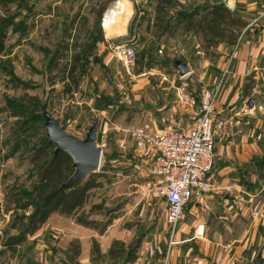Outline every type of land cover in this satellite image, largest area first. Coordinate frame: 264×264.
Masks as SVG:
<instances>
[{
	"label": "rangeland",
	"instance_id": "1",
	"mask_svg": "<svg viewBox=\"0 0 264 264\" xmlns=\"http://www.w3.org/2000/svg\"><path fill=\"white\" fill-rule=\"evenodd\" d=\"M116 1L17 0L7 11L9 29L6 50L0 55V233L3 235L12 216L20 212L16 198L30 194L32 185L38 180L39 170L47 160L32 163L40 148L48 144L41 109L42 104L47 102L48 111L57 125L77 139H84L89 126L99 118L98 144L103 155L101 168L96 174L102 176L99 180L103 186L91 191L87 210L92 205L103 203L107 211L96 218L101 222L112 218L107 231L115 227L125 233L129 240L121 242L126 250L138 241H151L162 233V237H172L165 202L152 197L149 169L153 155L148 150H137L131 132L144 127L157 135L151 130L152 124L146 118V111L161 109L167 104L177 105L174 88L170 90L172 84L186 88L184 93L188 98L183 101L177 90L180 104L192 103V93L195 99L192 104L198 108L200 90L207 87L216 91L220 84L229 79L231 67L223 64V72H228L225 76L224 73L217 76L219 80L214 82L216 71L222 63V53L219 49L206 48L201 33L189 30L188 25L178 19L183 8L192 12L198 7L210 6L214 0H173L163 7L171 30L163 36H158L156 28L152 33L157 43L165 45L163 55L158 53L148 57L142 49L132 47L136 53V65L127 68L114 54L118 44L136 47L134 41L126 40L112 46L106 43L105 52L109 57L104 60L101 51L106 37L100 27L101 18ZM138 4L150 8L146 17L150 21L154 18L156 22L158 0H142ZM142 10L145 8L142 7ZM82 17H87V23L82 24ZM242 33L239 40L243 41L245 37L242 38ZM248 35L252 36L253 31H249ZM180 42L183 51L177 48ZM238 49L239 46L233 47L232 54ZM73 54H81L84 68L78 73L79 89L74 94H67L65 87L69 81L64 79V74L66 76ZM259 57L256 66L264 69V54ZM176 59L188 63L193 72L187 75L189 79H180L174 63ZM150 72H156L155 76L148 75ZM163 77L169 81L160 84ZM155 84L161 85V88L151 90ZM244 84L243 109L248 115L258 116L264 130V71L255 69ZM54 150L55 145H50L48 157ZM256 189L258 193L250 198L244 226H253L264 215V191ZM242 200L241 203L244 202ZM188 207L185 209L186 222L190 223ZM63 218L74 229L78 228L74 220ZM213 224L212 227H216ZM34 235L28 237L16 258L3 255L0 264H41L42 252L47 256L48 264H59L51 261L50 257L52 243L56 239H51L49 234L36 238ZM74 242L80 248V253L74 260H68L75 251L74 248L73 251L69 249L65 255L66 264H83L80 259L81 241ZM89 243L92 249L95 244L99 246L96 238L89 240ZM42 245L46 247L42 248ZM227 253L225 249L220 250L216 264H225ZM99 256L97 247L94 252L92 250L91 260L94 264L100 262ZM126 263V258L120 261V264Z\"/></svg>",
	"mask_w": 264,
	"mask_h": 264
},
{
	"label": "crops",
	"instance_id": "2",
	"mask_svg": "<svg viewBox=\"0 0 264 264\" xmlns=\"http://www.w3.org/2000/svg\"><path fill=\"white\" fill-rule=\"evenodd\" d=\"M139 1L142 0H118L112 3L116 5L115 8L120 15L118 16L119 20L114 18L111 25L104 26L103 19L109 15L108 10L112 4L102 15L100 27L106 37L105 42L102 43L103 50L101 51L102 54L104 53L102 55L104 60L109 57L105 52L106 43L112 46L126 40L134 41L136 47H131L135 50L142 49L148 57H154L158 53L164 54L165 45L157 43L156 38L152 36L155 31L154 18L150 21L146 17L147 12L151 9L138 4ZM221 2L224 1L214 0L211 3ZM120 3L125 5L123 11L119 10L118 4ZM234 5V10L248 23V26L242 33V38L245 37L243 41L240 39L231 46L223 43L217 48L222 53V63L219 64L218 71H216L214 82L219 80L217 76L223 75L225 66L223 64L229 65L231 71L229 79L217 87L219 95L215 120L217 122L224 120L226 125L217 129L216 158L211 174V181L216 189L206 197L204 203L207 208L200 204L188 207L191 221L190 223L186 222L187 214L185 213L180 223L181 227L177 228L173 238L162 237V233L160 237L144 241L139 251H135L133 257L126 264H216L218 252L224 251V249L228 252L225 264H251L259 254H262V251L264 252V215L259 222L256 220L253 226L243 225L250 208V198H254V195L258 193L256 188L264 191V167L260 165L264 159V130L261 126V119L255 114L248 115L247 111L243 109L245 101L242 100L244 99L245 79L255 69L264 71L261 66H256L259 56L264 54L262 52L264 49V17L260 18L264 9V0H237ZM142 7L145 10H142ZM252 28L254 29L252 30ZM249 31H253L252 36L248 35ZM235 46H239V49L232 54V49ZM181 47L182 43L180 42L177 48L181 49ZM169 50L171 49L169 48ZM227 72L228 70L224 76ZM155 73L150 72L148 75L155 76ZM190 74H193L191 69ZM179 77L180 79H189L186 78L189 76L181 77L180 73ZM166 81H169L167 77H163L160 84H164ZM159 88L161 85L155 84L151 90ZM172 88H174L173 93L177 105L167 104L161 109L146 111V118L152 124L150 125L151 130L157 135H165L172 130L187 128L200 111V106L198 108L193 106L195 99L192 93L190 95L193 98V104L191 102L180 104L177 101V90L180 86L172 84L170 90H173ZM163 90L166 91L167 88H163ZM240 200L244 202L241 203ZM201 212L203 214H200ZM211 223H214L213 225L216 227H212ZM70 224L63 217L54 215L33 236L36 238L49 234L51 239L52 237L56 239L52 243L51 261L66 264L67 256L65 255L72 242L80 240L82 263L94 264V261L91 260L92 247L89 243L92 238L98 239L99 246L97 247L100 251V262H95V264H120V261L123 260V258H115L109 254L114 242L129 240L126 234L118 228L111 227L105 234L100 235L95 230L80 226L74 229ZM200 225L205 226L203 237L196 233ZM169 239H171L170 242ZM45 247L46 245H42V248ZM46 259L47 256L42 252L41 264H48Z\"/></svg>",
	"mask_w": 264,
	"mask_h": 264
},
{
	"label": "trees",
	"instance_id": "3",
	"mask_svg": "<svg viewBox=\"0 0 264 264\" xmlns=\"http://www.w3.org/2000/svg\"><path fill=\"white\" fill-rule=\"evenodd\" d=\"M16 1L0 0V55L6 50L9 29L7 11L10 5ZM172 1L158 0L155 22L158 36H163L171 30L169 22L166 21L167 12L163 7ZM81 19H83L82 24L88 21L87 17H82ZM178 19L186 23L189 30H198L203 36L204 43L208 49H217L223 43L230 46L235 45L242 31L248 25L246 21L238 16L236 10L229 9L224 2L213 3L204 8L198 7L192 12L183 8L178 14ZM81 63V54H73L71 56L68 72L66 76L64 74V79L69 81V84L65 87L67 94H74L79 89L80 80L78 73L84 68ZM29 100L33 99L29 98ZM49 150L50 145L42 146L39 156L36 155L32 159V163L35 164L42 160H47L45 165L39 170L38 180L32 185L30 194H22L16 198L20 205L18 208L20 212L12 216L10 223L7 225L6 234L0 233V257L9 255L11 259L16 258L28 237L40 231L53 215L70 218L77 225L96 230L102 235L105 234L111 224L112 218H108L104 222L96 218V216L105 213L106 209L103 203L92 205L89 211L87 210L91 191L103 186V183L99 180L102 176L96 173L91 174L71 189L62 190L61 186L73 173L72 159L65 152H61L57 156H54L53 152L48 157L47 153ZM260 165L264 167V159L260 162ZM75 245V242H73L70 246V250L73 251V248L75 249L74 255L70 256V260H74L80 253V248ZM133 246H129V249L126 250L122 242L116 241L109 254L112 257L126 258L129 261L135 253V251L129 253ZM95 248L97 249V244L94 245L93 252L96 250Z\"/></svg>",
	"mask_w": 264,
	"mask_h": 264
},
{
	"label": "built area",
	"instance_id": "4",
	"mask_svg": "<svg viewBox=\"0 0 264 264\" xmlns=\"http://www.w3.org/2000/svg\"><path fill=\"white\" fill-rule=\"evenodd\" d=\"M114 54L127 68L136 65V53L132 47L119 46ZM178 90L181 101L188 98L185 87ZM218 94L219 88L216 91L207 87L200 90V112L187 128L172 130L165 135H153L144 127L131 132L137 150H148L153 155L149 169L152 197L165 202L172 238L184 218L185 209L196 204L207 208L206 197L216 189L211 174L216 158L217 129L225 125L224 120H215ZM204 233L205 226H198L197 235L204 236Z\"/></svg>",
	"mask_w": 264,
	"mask_h": 264
},
{
	"label": "water",
	"instance_id": "5",
	"mask_svg": "<svg viewBox=\"0 0 264 264\" xmlns=\"http://www.w3.org/2000/svg\"><path fill=\"white\" fill-rule=\"evenodd\" d=\"M225 4L229 9H235V5H231L230 2H225ZM174 63L181 77H185L190 73L187 63L179 59H176ZM41 109L48 145H55L54 156L65 152L72 159L74 172L61 186L62 190L71 189L89 175L97 173L101 168L103 150L98 144L99 118L92 122L86 132L85 138L81 140L67 134L64 127L57 125L53 115L48 111L47 102L42 104ZM141 244L142 242L138 241L130 250V253L136 251ZM251 264H264L262 254H259Z\"/></svg>",
	"mask_w": 264,
	"mask_h": 264
},
{
	"label": "bare ground",
	"instance_id": "6",
	"mask_svg": "<svg viewBox=\"0 0 264 264\" xmlns=\"http://www.w3.org/2000/svg\"><path fill=\"white\" fill-rule=\"evenodd\" d=\"M230 4L231 5H234V1H231L230 2ZM119 5V10H121L122 9V11H123V9L125 8V5L124 4H122V3H120V4H118ZM116 7V5L115 4H112L111 6H110V8H109V15L107 16H105V19H104V26H108L113 20H114V18H115V20L117 19V20H119V12H118V10L115 8ZM127 7V6H126ZM121 17V16H120ZM118 22V21H117ZM111 25V24H110ZM106 28V27H105ZM109 30V29H108Z\"/></svg>",
	"mask_w": 264,
	"mask_h": 264
}]
</instances>
